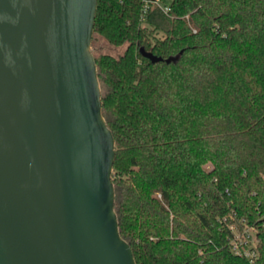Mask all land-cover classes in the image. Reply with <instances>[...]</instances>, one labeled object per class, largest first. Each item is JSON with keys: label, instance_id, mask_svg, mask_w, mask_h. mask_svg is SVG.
Segmentation results:
<instances>
[{"label": "trees", "instance_id": "1", "mask_svg": "<svg viewBox=\"0 0 264 264\" xmlns=\"http://www.w3.org/2000/svg\"><path fill=\"white\" fill-rule=\"evenodd\" d=\"M160 2L97 0L119 233L136 264H264V0Z\"/></svg>", "mask_w": 264, "mask_h": 264}, {"label": "water", "instance_id": "2", "mask_svg": "<svg viewBox=\"0 0 264 264\" xmlns=\"http://www.w3.org/2000/svg\"><path fill=\"white\" fill-rule=\"evenodd\" d=\"M96 8L0 0V264H136L114 209Z\"/></svg>", "mask_w": 264, "mask_h": 264}, {"label": "built area", "instance_id": "3", "mask_svg": "<svg viewBox=\"0 0 264 264\" xmlns=\"http://www.w3.org/2000/svg\"><path fill=\"white\" fill-rule=\"evenodd\" d=\"M150 0H145L144 11ZM159 4L163 11H168V7L163 5L160 0H155ZM230 231L232 232V238L230 240L231 250L240 256H246L250 259L255 257L256 252L254 247L256 244V238L254 235V230L252 227H245L242 231H239L234 224L229 226Z\"/></svg>", "mask_w": 264, "mask_h": 264}, {"label": "rangeland", "instance_id": "4", "mask_svg": "<svg viewBox=\"0 0 264 264\" xmlns=\"http://www.w3.org/2000/svg\"><path fill=\"white\" fill-rule=\"evenodd\" d=\"M91 50L94 51V52H97V51H105V52H110L114 55L120 53L122 51L121 48L119 49H114V48H111L109 47L104 41L102 40H99V41H96L95 43H91Z\"/></svg>", "mask_w": 264, "mask_h": 264}]
</instances>
